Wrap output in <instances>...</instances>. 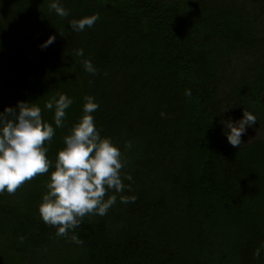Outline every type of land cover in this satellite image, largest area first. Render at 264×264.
Masks as SVG:
<instances>
[{"label":"trees","instance_id":"obj_1","mask_svg":"<svg viewBox=\"0 0 264 264\" xmlns=\"http://www.w3.org/2000/svg\"><path fill=\"white\" fill-rule=\"evenodd\" d=\"M252 1L248 18L236 0H58L64 17L51 0H0V111L40 106L54 128L51 172L92 95L95 125L132 177L111 217L85 215L64 236L37 209L48 172L13 201L0 193V264H264V249L253 254L264 242V139L232 146L220 123L243 108L264 119V0ZM91 13V27L69 26ZM59 94L72 103L56 127L44 104Z\"/></svg>","mask_w":264,"mask_h":264},{"label":"clouds","instance_id":"obj_2","mask_svg":"<svg viewBox=\"0 0 264 264\" xmlns=\"http://www.w3.org/2000/svg\"><path fill=\"white\" fill-rule=\"evenodd\" d=\"M49 7L60 16H66L67 10L58 2L51 0ZM98 14L91 13L69 21L73 31H83L91 27ZM55 39L53 34L42 41L41 47H47ZM79 50L77 55H82ZM84 69L95 73L96 69L89 60L84 61ZM186 95L190 92L186 91ZM82 105V116L63 137V148L59 149L54 170L49 172L52 161L46 156L45 141H50L54 128L42 119L39 105L18 100L15 107L6 105L0 111V193H14L26 180L40 173H49L45 184L47 189L41 194L37 206L40 218L46 224L55 227V235L64 236L75 229L85 215L103 216L116 202L117 194L125 188L130 191V174L122 175L124 166L120 147L109 136H101L92 113L98 108L94 96L86 95ZM72 99L59 94L44 104L45 109H54L53 122L61 127L66 115L65 110ZM161 116L165 113L161 111ZM257 121L256 115L243 108L242 116L233 120L221 118L222 131L232 146L241 144V135L246 126L251 127ZM112 190L111 194L106 193ZM122 203L134 201L135 195H120ZM70 239L81 244L82 241L73 232ZM264 242L254 249V255H261Z\"/></svg>","mask_w":264,"mask_h":264},{"label":"rangeland","instance_id":"obj_3","mask_svg":"<svg viewBox=\"0 0 264 264\" xmlns=\"http://www.w3.org/2000/svg\"><path fill=\"white\" fill-rule=\"evenodd\" d=\"M236 3L240 5V7L245 9L244 13H245V16H249L248 18L255 16L256 12L259 10L258 3H254L252 0H236ZM262 26L258 25L257 28L261 29ZM231 56H232V61L234 62V65L240 66L241 64L245 63L244 59H246V54L244 55L243 53L236 51ZM234 65H230V68L233 69ZM232 119L235 120L237 119V117L232 118ZM256 138L264 139V119L263 118H260V119L257 118V121H255L251 127L246 126V131L242 133L241 135V141H242L241 143L244 144ZM17 192L18 191H15L14 193H11V194L8 193L9 195L8 198L13 201V198L16 197ZM108 213L109 215L112 213L110 212V209L108 210ZM109 217H111V215Z\"/></svg>","mask_w":264,"mask_h":264}]
</instances>
